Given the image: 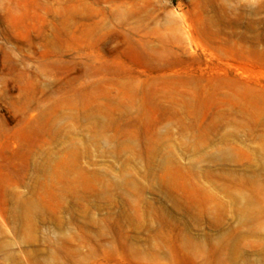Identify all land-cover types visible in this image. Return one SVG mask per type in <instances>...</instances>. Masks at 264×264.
Instances as JSON below:
<instances>
[{"label": "rangeland", "instance_id": "374dc122", "mask_svg": "<svg viewBox=\"0 0 264 264\" xmlns=\"http://www.w3.org/2000/svg\"><path fill=\"white\" fill-rule=\"evenodd\" d=\"M0 264H264V0H0Z\"/></svg>", "mask_w": 264, "mask_h": 264}]
</instances>
